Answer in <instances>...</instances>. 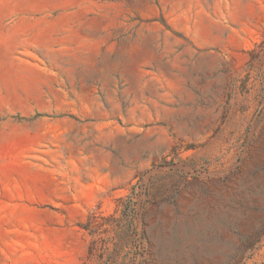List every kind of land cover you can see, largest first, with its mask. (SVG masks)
<instances>
[{
    "label": "rangeland",
    "instance_id": "374dc122",
    "mask_svg": "<svg viewBox=\"0 0 264 264\" xmlns=\"http://www.w3.org/2000/svg\"><path fill=\"white\" fill-rule=\"evenodd\" d=\"M0 264H264V0H0Z\"/></svg>",
    "mask_w": 264,
    "mask_h": 264
}]
</instances>
